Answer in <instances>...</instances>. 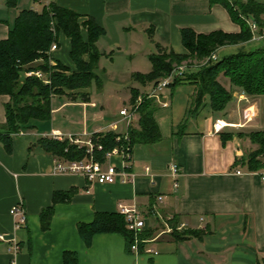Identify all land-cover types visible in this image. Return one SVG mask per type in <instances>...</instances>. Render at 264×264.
<instances>
[{
	"label": "crops",
	"instance_id": "0c3cea01",
	"mask_svg": "<svg viewBox=\"0 0 264 264\" xmlns=\"http://www.w3.org/2000/svg\"><path fill=\"white\" fill-rule=\"evenodd\" d=\"M7 1L0 0V39L7 36L21 9L39 11L53 2L79 14V21L91 17L103 30L93 43L98 53L94 69L104 71L100 63L111 64L112 73L122 78L119 84L126 86L114 93L125 98L130 97V88L138 95L151 89L152 83L132 79L133 74L150 70L149 54L163 49L185 53L181 28L200 34L239 30L219 3L208 0H12V5ZM233 49L230 45L219 48L224 53ZM68 50L69 39L60 33L52 59L74 70ZM82 59L87 61L88 54ZM95 85L98 88L100 83ZM194 90L189 81L162 88L152 113L160 139L133 144L125 162L119 154L101 161L102 166H125L134 176L132 182L96 183L77 174H53L54 158L58 157L39 144V138H48L51 132L83 141L106 132L112 123H116L114 132L126 130L127 125L119 128L125 122L118 114L119 119L111 122L103 107L97 108L90 84L52 94L49 118L9 134V151L0 140V233L11 236L8 210L12 204L21 202L26 216L24 227L15 233L19 246L16 264H64V253H71L75 264H264V167L248 171L244 165L233 164L251 147L246 137L237 135L251 130L242 111L249 106L255 114L256 109L252 120L259 119V101L234 91L235 112L223 117L225 109L212 113L207 97L193 108ZM7 101L8 96L0 94V134L5 130ZM215 119L226 124L221 131L230 132L224 143L220 131L212 132ZM171 165L176 166V175L170 172ZM144 167H148L147 173ZM67 191H71L69 199L52 205L48 225L42 228L39 215L52 204L53 192ZM157 196L161 201L157 202ZM118 204L139 210L145 217L144 230L162 229L163 218L175 215L177 224H185L183 229L199 234L173 240L163 233L153 238L157 229L145 243L156 254L144 252L142 246L137 254L130 253L117 233H96L84 244L77 224L90 222L95 212L117 213ZM10 258L6 242L0 241V264H7Z\"/></svg>",
	"mask_w": 264,
	"mask_h": 264
},
{
	"label": "trees",
	"instance_id": "16d2710c",
	"mask_svg": "<svg viewBox=\"0 0 264 264\" xmlns=\"http://www.w3.org/2000/svg\"><path fill=\"white\" fill-rule=\"evenodd\" d=\"M219 3L228 13L230 19L239 26L238 32L228 33L220 30L207 34L193 32L190 28H181L180 41L185 53L178 54L172 50H159L149 54L150 70L147 73H135L132 79L139 83H152V86L166 76L181 61L192 59L204 62L201 65H187L182 77L172 80L170 85L189 81L194 85L192 107H197L207 96L212 113L224 110L232 93L242 92L245 96L259 101L260 117L264 121V43L255 47H247L251 34L246 20L255 24L257 35L264 29V0H208ZM9 5L13 4L8 0ZM80 15L53 2L47 3L41 10L21 9L8 27L7 36L0 39V94H6L8 101L4 104V133L0 140L9 151L8 135L18 130L33 127L36 121L49 118V98L54 93H60L63 88L76 89L88 86L92 81L99 84L93 73L96 67L98 53L93 47L95 39L103 32L91 17L79 21ZM84 29V34L82 32ZM62 33L69 39L68 57L74 65V70L52 59L48 53L51 43H57L58 35ZM155 45L158 44L155 42ZM234 46L233 51L216 56L214 60L205 61L216 49L223 46ZM88 54L87 61L82 59ZM214 53V52H213ZM216 55V54H215ZM53 61V62H52ZM52 63V65L50 64ZM39 71L41 76L28 75V72ZM47 79V83L43 80ZM131 106L135 107L134 118L126 126L127 140H115L118 132L106 131L92 137L101 149L93 150L94 158L103 160V154L113 145L125 148L128 160L133 144H148L160 139L158 127L152 117L155 109L153 98L130 88ZM139 101L135 102L136 98ZM192 110V109H191ZM135 125V126H134ZM246 137L251 147L236 159L233 164L244 165L248 171H256L264 167V124L259 129L237 132ZM230 137V132L220 131V142L224 143ZM40 146L52 155L64 159H79L84 156L83 146L68 143L67 140H55L47 137L39 138ZM71 191L53 192L51 205L40 212V224L46 228L52 211V205L57 201L69 199ZM172 227L168 236L173 240L183 239L190 235H198V230L180 229L175 215L168 221ZM160 228L140 231L139 238L151 237L152 232ZM77 231L84 244H88L91 236L96 233H117L125 241L129 250L133 242V234L125 226L122 215L113 212H95L88 223L77 224ZM140 247L141 244H138ZM64 264H75L71 253H64Z\"/></svg>",
	"mask_w": 264,
	"mask_h": 264
},
{
	"label": "built area",
	"instance_id": "2783aa9c",
	"mask_svg": "<svg viewBox=\"0 0 264 264\" xmlns=\"http://www.w3.org/2000/svg\"><path fill=\"white\" fill-rule=\"evenodd\" d=\"M246 25L249 29L251 34V40L259 39L261 36L255 33L256 27L253 22L250 20H246ZM57 43L53 42L50 44L48 53L52 55V53L56 50ZM216 58L215 53H211L209 57L205 60H214ZM204 63V62H203ZM187 69V65L180 63L176 65L166 76L160 78L146 93V96L149 98H153L154 100L158 98L159 91L168 86L174 78L182 77L184 72ZM28 75H34L40 77L41 74L39 71H32L28 72ZM44 83H47V79L43 80ZM118 115L120 116L121 120L125 122V124H129V122L135 116V107L131 106L129 109L122 108L118 111ZM254 117L253 111L248 106L245 110L242 111V118L245 122L251 120ZM226 126V124L220 120L215 119L211 124L212 132L217 133L222 130V128ZM116 123H112L109 125V130L107 131H115ZM48 138L55 139V140H67L68 143L75 144L77 146H83L84 148V156L79 159H64V158H54V163L52 166L53 174H77L82 176L87 182H96V183H112L116 181L121 182H132L133 181V174L128 173L124 168L125 166H121L120 168L115 167L112 164H107L106 166H102V162L98 161L94 158L93 150L94 149H101V145L97 142L92 140V136L88 137L87 139L80 141L77 137L73 135H65L64 137L60 135L58 132H51L48 135ZM115 140H127L126 130L123 133H118L115 136ZM111 154H119L125 162V158L127 153L125 148L121 145H113L109 150L105 151L103 154V159H107ZM170 172L173 175L177 174V168L175 165L170 166ZM145 173L148 172V167H144ZM235 173H239L238 170ZM264 179V176H262ZM175 186V185H174ZM157 202L161 201V196L156 197ZM117 213L122 215L125 221L126 228L132 232L133 234V242L129 246V251L132 254H137L139 252L140 247L146 253L156 254V251L148 248L145 246V243L148 242L149 238H139L137 234L145 229V217L144 215L137 210L135 207H127L121 204L117 205ZM151 213H155L154 210H151ZM8 214L12 220V232L11 236L5 238L3 234L0 233V241H4L7 244V250L10 252L11 258L7 262V264H16L14 256L19 250L18 246V239L15 236L17 230L24 227L26 222V216L24 208L21 202H16L12 204L8 210ZM171 219L170 216H166L161 221L162 229L156 234V238L158 235L163 233H168L172 229L169 225L168 221ZM184 223H178L174 227L176 230L183 229ZM138 244H141L139 247ZM145 246V247H144Z\"/></svg>",
	"mask_w": 264,
	"mask_h": 264
},
{
	"label": "rangeland",
	"instance_id": "374dc122",
	"mask_svg": "<svg viewBox=\"0 0 264 264\" xmlns=\"http://www.w3.org/2000/svg\"><path fill=\"white\" fill-rule=\"evenodd\" d=\"M262 38V40L260 41H250L247 47H255L258 45H261L264 43V29L262 30V33L260 35ZM256 40V39H255ZM216 56H221L223 54H225V50H219L216 49L215 51H213ZM180 63H183L185 65H201L203 62H197L195 60L192 59H187L184 61H181ZM52 65V63H50ZM101 65L105 66L106 70L101 71L100 68L99 69H94L93 73L97 76L99 82H100V86L97 88L95 85V82L92 81L90 83V87L92 89V94H91V100L93 102H95V104L97 105V108L99 106H102L105 112V117L108 118H112L111 122H114L116 120L119 119V117L117 116L118 111L124 107H126L127 109H129L131 106L130 103V97H126L123 95H119L114 93V90L117 93V90H122L123 88H125L126 86H121L119 83H121V79L120 77H118L117 72H113L111 71V69L113 68V66H111V64H108L106 62L104 63H100ZM117 62H114V66H116ZM117 89V90H116ZM124 91V89H123ZM127 92V91H126ZM242 93V92H241ZM207 97V96H205ZM57 99H55L56 101ZM208 102V100H207ZM250 102V101H249ZM123 106V107H122ZM225 112L223 115V117L226 116V114L235 112V100L234 99H230L227 103H226V108H224ZM235 114V113H234ZM255 114H256V109H255ZM253 112V115L256 116ZM254 118V117H253ZM252 118V119H253ZM249 120L247 122H250L248 124V128L250 129H259L261 127H263V124L261 122V117H260V113H259V119H255V120ZM244 120V119H243ZM263 121V120H262ZM133 123L135 124V118L133 120ZM126 126L125 123H122L119 125V128L122 129ZM246 144V143H245ZM244 147V146H243ZM246 147H244L245 150ZM246 150H248V148H246Z\"/></svg>",
	"mask_w": 264,
	"mask_h": 264
}]
</instances>
